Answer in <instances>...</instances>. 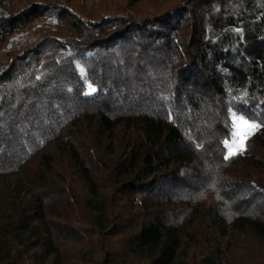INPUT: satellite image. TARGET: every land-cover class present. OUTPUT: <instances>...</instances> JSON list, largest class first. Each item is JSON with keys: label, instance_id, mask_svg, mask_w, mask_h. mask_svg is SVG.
<instances>
[{"label": "trees", "instance_id": "1", "mask_svg": "<svg viewBox=\"0 0 264 264\" xmlns=\"http://www.w3.org/2000/svg\"><path fill=\"white\" fill-rule=\"evenodd\" d=\"M0 261L264 264V0H0Z\"/></svg>", "mask_w": 264, "mask_h": 264}, {"label": "rangeland", "instance_id": "2", "mask_svg": "<svg viewBox=\"0 0 264 264\" xmlns=\"http://www.w3.org/2000/svg\"><path fill=\"white\" fill-rule=\"evenodd\" d=\"M241 118H243V120L248 121L249 123H255L253 121L247 120L246 118L238 114L235 113L232 114L234 131L232 135L227 140H225L227 141V144H225L226 156L229 155L230 150L235 153L241 152L243 150V147L242 148L238 147L241 137H244V141H245V139L254 132V130L247 131L245 125L241 121ZM246 131H247V135L244 136V133ZM2 182L4 183V185L8 187V191L11 196L17 198L18 200L30 199L31 191L29 190L28 185L26 183L20 182L17 176H11L9 178L3 179ZM4 259L7 260L8 258H4ZM0 264H3L2 261H0Z\"/></svg>", "mask_w": 264, "mask_h": 264}, {"label": "snow or ice", "instance_id": "3", "mask_svg": "<svg viewBox=\"0 0 264 264\" xmlns=\"http://www.w3.org/2000/svg\"><path fill=\"white\" fill-rule=\"evenodd\" d=\"M97 91V89L92 86L91 84L88 85V94H92L95 93ZM242 123L245 125L247 131H252L257 129L258 127H260V125L256 124V123H249L246 120H243V118H241ZM247 131L244 133V136L247 135ZM243 142H244V137H241L240 139V143L238 145V147L242 148L243 147ZM225 144H227V141H225ZM235 152H232L231 150L229 151V155L225 157V159H228L229 156L235 155Z\"/></svg>", "mask_w": 264, "mask_h": 264}]
</instances>
